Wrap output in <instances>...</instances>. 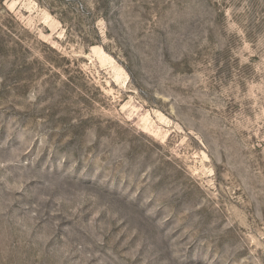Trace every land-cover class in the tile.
I'll use <instances>...</instances> for the list:
<instances>
[{
    "label": "rangeland",
    "instance_id": "1",
    "mask_svg": "<svg viewBox=\"0 0 264 264\" xmlns=\"http://www.w3.org/2000/svg\"><path fill=\"white\" fill-rule=\"evenodd\" d=\"M0 264H264V0H0Z\"/></svg>",
    "mask_w": 264,
    "mask_h": 264
}]
</instances>
